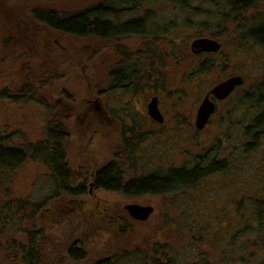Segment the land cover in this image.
Masks as SVG:
<instances>
[{
    "label": "rangeland",
    "instance_id": "rangeland-1",
    "mask_svg": "<svg viewBox=\"0 0 264 264\" xmlns=\"http://www.w3.org/2000/svg\"><path fill=\"white\" fill-rule=\"evenodd\" d=\"M92 2L0 0V134H17L14 140L17 144L39 140L45 122L52 117L51 110L46 106L55 107L66 118L72 117L73 120L69 124L67 122L69 138L66 147L69 149L68 160L73 162L76 171L86 172L87 169L90 177L93 169L109 159V152L111 159L113 153L120 151L128 163L131 161L134 164L132 169L129 164L131 173L125 167L129 178L154 171L163 172L173 165L189 166L193 156L212 147L216 138L223 135L230 138L231 128H240L236 126L238 122L252 124L254 117L264 109L255 104L257 96L264 94V46L252 40L237 42L234 31L228 26L230 34L223 36L221 46L222 57L226 58L223 68H212L207 73L198 74L194 70L195 63L205 56L191 60L188 43L194 38L195 32L204 30L203 27L200 28L199 24L192 28L183 25L175 28L171 24L168 38L174 39L175 43L159 46L163 64L157 61L154 65L159 73V77L153 79L154 88L151 90L149 86H142L135 93L128 90L121 92L118 99L109 98L105 101L106 107L119 108L123 104L127 106L122 109L125 114L122 113L121 119L114 117L116 121L111 120V127L102 122L97 125L101 126L100 129L94 128L88 117H82V113H102L99 106L103 103V96H100L103 93L98 95V90H103L108 69L121 55L117 53L118 56L112 58L113 47L102 42L70 37L61 40L58 35L53 38L58 39L63 46L20 48L15 37L26 34L27 29L21 31L17 27L15 31L11 27L16 25L18 17L22 18L23 15L19 14L26 16L32 7L40 4L75 9ZM165 8L154 15L172 16ZM5 15L9 16V21ZM130 16L134 14L130 13ZM176 22L179 24L181 20ZM211 26H214L213 29L217 27ZM39 35L45 36L41 32ZM47 36L46 33L48 40L52 38ZM138 40L135 37L125 40L122 51L131 53L142 48L138 46ZM157 42L165 45V35H160ZM182 48H187L190 55L186 50L181 52ZM45 52L52 57L46 59L47 55H43ZM174 52L179 53V61H175L172 56ZM40 68L54 73L56 80L39 79L37 73ZM189 69L192 71L187 73L188 78H182ZM231 75H241L242 85L219 104L207 126L196 131L195 114L204 94L214 84ZM28 82L36 90L37 97L34 100L26 98L20 91L25 90ZM95 94L98 95L96 98L93 97ZM153 95L158 97L164 124L152 122L147 115L146 104ZM122 110L118 113L121 114ZM70 111L73 113L69 114ZM259 127L261 129L254 142L252 163L243 164L241 169L231 173L223 171L205 177L195 188L182 192L127 196L90 187L92 181L86 177V194L78 198L84 199L81 207L77 210H72V207L62 210V202L69 203L72 198L55 188L56 198L46 202L43 210L39 208V212L42 211L38 218H42L38 219V224L46 228L44 234L47 244L50 242L46 245L48 250L40 264H83L71 263L64 258L67 244L75 240L82 243L89 263L107 251H119L120 256L128 255L122 264H138L136 246L155 244L169 252L170 257L164 255L163 259L169 258L172 264H264V219L255 220L249 215L245 218V215L234 212L236 204L230 202V199L234 201L239 190L247 192L257 189L259 192L258 187L264 188V170L258 169H264V163L258 160V156L264 153V127ZM218 149L222 155L229 156L227 147L219 145ZM50 174L39 161L31 160L14 170L1 169L0 204L5 201L16 202L18 199H43L51 193L54 184ZM228 175L233 177L229 179ZM255 200L264 202V195L254 196ZM128 203L149 204L153 212L148 220L136 222L123 208ZM243 208L244 204H241L237 209ZM13 217V220L0 223V264L13 263L9 259L11 256L7 257V249L13 241L18 245L27 230L32 229L31 209L27 208L24 215ZM143 239L151 242L142 243Z\"/></svg>",
    "mask_w": 264,
    "mask_h": 264
},
{
    "label": "trees",
    "instance_id": "trees-1",
    "mask_svg": "<svg viewBox=\"0 0 264 264\" xmlns=\"http://www.w3.org/2000/svg\"><path fill=\"white\" fill-rule=\"evenodd\" d=\"M93 1L82 7H75V9H60L57 6L48 7L43 4L32 7L30 13L26 16L25 14H19L23 15L22 18L18 17L16 25L14 27L11 26L15 31L19 27L21 31L26 28L30 32L26 30V34L23 33L22 36L15 37V42L20 46H25L23 48L27 46H63L58 39L54 40V35L60 36L61 40L64 37H70L72 39L102 43L109 42L112 44H122L131 37H140L148 42H157L158 37L162 34L168 37V28H170L171 24L175 28L178 25L192 28L200 24V28L203 27L204 30L195 32L193 37L209 35L223 38V36L230 34L227 28L230 26L234 31L237 42L252 40L254 43L264 46V0ZM164 7H166V11H170L173 15L158 16L156 15L157 13L154 15L155 12L160 11ZM130 13L134 14V16H130ZM4 17L9 21V16L5 15ZM173 19L174 21H171ZM178 19L181 20L179 24L176 22ZM161 20L164 22L162 23ZM211 25H216L217 27L213 29L214 26L212 28ZM40 32L45 36H40ZM46 33L49 38L51 36L52 38L48 40ZM173 40L169 39V41L175 43ZM112 47L113 51L120 54L121 57L118 62L113 63L112 70L108 75L111 90L122 89V92L131 90L135 93V91L142 89V86H146L147 84L145 83L153 85V79L159 77L154 65H156L157 61L158 64L159 62L161 65L163 64V56L159 46H141L142 48L131 53L122 51L123 48L121 46ZM48 51L50 52L49 49ZM221 51L220 49L216 53H199L198 55H190L188 52V55L192 57L191 60L205 56L195 63L194 68L198 74H204L211 71L212 68H223L226 58L222 57ZM43 55L45 56L47 53ZM188 55L187 59H189ZM166 56L164 57L166 58ZM172 56L175 61H179L178 52L172 53ZM49 57H52V55H47L45 58ZM190 71L192 70L189 69L186 74ZM186 74H183L182 78L186 76L188 78L189 75ZM37 75L39 79L51 78L56 80L54 79L56 78L54 73H49L46 69L42 70L40 68ZM25 87V90H20L23 95H26V98L30 100L36 99V90L32 88L33 86H31L30 82ZM102 91L99 88L98 95ZM62 93L66 96L64 91ZM98 95L95 94L93 97L96 98ZM86 97L88 98V96ZM68 99L71 100L72 98L68 97ZM255 104L264 108V94L257 96ZM120 105L122 106V104ZM46 108L51 110L50 114L52 117L45 122L39 140L17 144L14 141L17 138V134H0V170H14L28 160L39 161L51 172L50 178H53L54 181L51 193L41 200L22 201L18 199L16 202L5 201L0 204V223L13 220L15 215H24L27 208L31 209V218H33L32 229L27 230L23 240L18 245L13 241L10 248L7 249V257L11 256L9 259L12 260V264H40L43 262L42 258L48 250L46 245H49L50 242L47 244L46 235L44 234L46 228L38 224V221L42 218L39 219L38 216L44 209L46 202L56 198L57 192L55 188H59L64 193L63 195L72 198L69 203L62 202V210H67L69 207H72V210H77L81 207V202L84 201L83 198H78L86 194L87 178L90 171L87 169H85L86 172L76 171L73 168V162L70 163L68 160L69 149L66 147V143L69 134L67 132V122L68 124L70 121L73 122L72 117L66 118L55 107L46 106ZM99 108L102 109V105ZM72 113V111L69 112V114ZM122 113L125 114L123 110L121 111V116ZM90 114L83 112L82 117H88L87 119L90 120L94 128L99 127L97 125L102 123L103 114L98 112L91 114V116ZM243 122L237 123L236 126L240 128H231L232 134L230 138L224 135V137L219 136L215 139L212 147H207L206 150L203 149L201 153L193 156L189 166L187 164L173 165L166 168L163 173L154 171L144 176L138 175L128 178L127 172H132L129 170L131 161L128 163L129 161L124 157V153L119 151L116 154L113 153L109 163L102 162V164L93 169L94 172L88 179L92 181L95 189L116 191L127 196L141 194L165 195L195 188L205 177L220 174L223 171L231 173L233 170L241 169L243 164L252 163L254 142L259 129H261L259 125L264 127V109L258 116L254 117L251 121L252 124L247 122L244 124ZM100 128L101 126L98 129ZM219 145L228 148L229 156L222 155V151L218 149ZM258 160L264 163V153L258 156ZM125 167L128 169L127 172ZM133 167L134 164L131 163V169ZM258 169L264 170L262 167H258ZM231 175H228L229 179L233 177ZM258 188L259 192L256 191L257 189L247 192L239 190L234 201L230 199V202L236 204L234 212L245 215V218L249 215V218L254 217L255 220L264 219V202L261 200L253 201L254 196L264 195L262 193L264 191L263 186V189ZM232 196L234 197L235 195ZM241 204H244V208L242 210L237 209ZM246 205L248 206L246 207ZM40 207L42 210L39 212ZM64 250L65 253L67 252V255H65L67 256L65 258L66 261L69 257L74 263H89L86 250L80 241L70 242ZM155 250L157 252L163 251L159 247H156ZM115 253L117 254L112 252L109 255L105 254L94 259L89 264H122V260L128 257L127 254L120 256L119 251Z\"/></svg>",
    "mask_w": 264,
    "mask_h": 264
},
{
    "label": "water",
    "instance_id": "water-1",
    "mask_svg": "<svg viewBox=\"0 0 264 264\" xmlns=\"http://www.w3.org/2000/svg\"><path fill=\"white\" fill-rule=\"evenodd\" d=\"M219 43L211 38L200 37L191 40L190 52L192 54L199 53H216L220 50ZM243 83V77L241 75H231L216 84H214L201 99L195 114L194 127L197 131L202 130L210 116L215 110V100H223L228 97L232 91ZM147 114L156 122L161 123L163 116L158 108L157 97L151 98L147 105ZM92 184H90V187ZM125 210L128 215L134 220H145L152 212L150 206H140L137 204H128L125 206Z\"/></svg>",
    "mask_w": 264,
    "mask_h": 264
},
{
    "label": "flooded vegetation",
    "instance_id": "flooded-vegetation-1",
    "mask_svg": "<svg viewBox=\"0 0 264 264\" xmlns=\"http://www.w3.org/2000/svg\"><path fill=\"white\" fill-rule=\"evenodd\" d=\"M201 37H206V38H211V39H214V40H216L218 43H219V46H223V39L221 38V37H218V36H215V37H211V36H209V35H204V36H201ZM135 38H137V40H138V37H135ZM140 38V37H139ZM196 38H200V37H194L193 39H196ZM192 39V40H193ZM139 41V44H138V46H171V45H173L172 44V41H169V39H168V37H165V45H163V43H158V42H148L147 40H144V39H139L138 40ZM191 42V41H190ZM190 42L188 43L189 44V46H190ZM105 44H107L108 46H125L124 44H112V43H109V42H106ZM19 47H25V46H19ZM221 49V48H220ZM185 50H186V52L188 53L189 51H188V49L187 48H182L181 49V52H185ZM109 55H111L110 53H108ZM118 56V54L115 52V51H113V54H112V58L114 57V56ZM115 59V58H114ZM120 60V59H119ZM119 60H115L114 61V63L115 62H118ZM113 65V64H112ZM112 70V66L110 67V69H108V71H107V74H106V77H105V81H106V84L104 85V88H103V91H102V93H103V97H102V114H103V120H102V122L103 123H105L106 124V126H109V127H111L112 125H111V120L112 121H116L115 119H114V117H118L119 119H121V115L118 113V111L121 109H124V108H126L127 106H125V105H123L122 104V106L120 107L119 106V108H116V107H114V106H112V107H106V105H105V101L106 100H109V98H115V99H118L119 97H121V92H122V89H119V90H117V91H115V89L114 90H111V86H110V84H109V82H108V75H109V73H110V71ZM145 84H147L146 86H149L150 88H151V90L154 88V86L153 85H151V84H149V83H145ZM242 85V84H241ZM239 87V86H238ZM237 88V87H236ZM235 88V89H236ZM234 89V90H235ZM233 90V91H234ZM112 91H114V92H112ZM128 91V90H127ZM208 91V90H207ZM232 91V92H233ZM136 92V91H135ZM114 93V94H113ZM107 94H109L108 96H107ZM206 94V93H205ZM205 94H204V96H205ZM154 96H156V95H153L152 97H154ZM203 96V97H204ZM230 96V95H229ZM228 96V97H229ZM151 97V98H152ZM157 97V96H156ZM228 97H226L225 99H223V100H215V110H214V112L218 109V106H219V104L222 102V101H225ZM151 100V99H150ZM157 100H158V97H157ZM147 105H148V103L146 104V112H147ZM114 107V108H113ZM89 109H91V107H88ZM158 108H159V111H160V113L162 114V116H163V121L161 122V123H158V122H156V121H154L148 114V116H149V118L151 119V121L152 122H156L157 124H164L165 123V118H164V115H163V113H162V111L160 110V107H159V102H158ZM95 110V109H94ZM124 112H125V110H123ZM213 112V113H214ZM113 117H112V116ZM120 115V116H119ZM212 116V115H211ZM211 116H210V118H211ZM210 118H209V120H210ZM208 120V121H209ZM113 123H115V122H113ZM208 124V123H207ZM207 124H206V126H207ZM205 126V127H206ZM107 133H108V131H107ZM235 141H236V139H235ZM235 143V142H234ZM115 149H113L112 151H114ZM110 151V150H109ZM109 156H110V152H109ZM110 159V158H109ZM107 160L105 163H109L110 161H111V159L110 160ZM160 173H163V172H160ZM92 184V183H91ZM92 186H93V184H92ZM91 186V187H92ZM90 191V190H89ZM150 195H152V194H150ZM128 204H137V205H140V206H150L151 208H152V212H153V207L151 206V205H149V204H139V203H128ZM128 204H125L124 206H123V208L125 209V206L126 205H128ZM151 212V213H152ZM151 213H150V215H151ZM149 215V216H150ZM149 216H148V218H149ZM148 218L147 219H145V220H135L136 222H144V221H146V220H148ZM134 220V219H133ZM149 242H151V241H148V240H146V239H143L142 240V243H149ZM156 247H159V248H161V246H157V245H148V247L147 246H142L141 244H138L137 246H136V260H137V262H138V264H172L171 262H170V260H169V258H167V259H163V256L165 255V257H170V254H169V252L166 250V251H160V252H157L156 250H155V248ZM116 251H114V252H112L113 254H116L115 253ZM67 253V252H66ZM65 253V255H67ZM109 253H110V251H107L106 252V254L107 255H109ZM157 255H159V256H157ZM64 258H67V256H64ZM67 261L68 262H71V263H74V262H72L70 259H69V257H68V259H67ZM237 264H244L243 262H239V263H237Z\"/></svg>",
    "mask_w": 264,
    "mask_h": 264
}]
</instances>
